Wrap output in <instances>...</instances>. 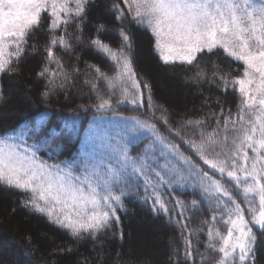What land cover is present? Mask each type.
Masks as SVG:
<instances>
[{
    "label": "snow or ice",
    "instance_id": "1",
    "mask_svg": "<svg viewBox=\"0 0 264 264\" xmlns=\"http://www.w3.org/2000/svg\"><path fill=\"white\" fill-rule=\"evenodd\" d=\"M89 2L0 0V75L15 70L14 63L18 64L28 50L29 39L47 15L46 31L51 35L45 47V66L37 75L47 77L44 97L56 88H66L70 73L54 49L71 51L70 41L82 39ZM122 4L112 5L118 23L123 25L130 17L131 23L148 30L154 38V50L165 65L179 62L195 68L187 79L196 83L207 80L225 93L231 90L237 97L236 111L228 109L225 115L221 107L219 113L209 112L208 117L215 118L210 131L203 117L180 119V127H171L167 109L155 104L151 85L138 78L133 69L131 36L123 26L115 29L120 42L113 47L99 38L109 31L99 24L89 44L115 72L109 75L97 65H88L95 72L94 77L84 80L96 100L91 107L103 114L115 112L118 104L129 103L137 109L146 108L149 115L120 117V131L115 138L103 134L99 154L93 151L83 160L58 164H48L31 148L0 137V185L24 191L29 196L22 202L25 207L45 215L73 238L90 236L93 240L113 224L119 225L118 213L126 211L124 200L135 193L144 203L151 201L152 210L163 213L179 230L183 251L173 248L172 264H194V252L203 264L209 251L218 254L215 264H255L257 237L253 229L264 233V0H122ZM73 25L74 32H69ZM58 31L60 35H56ZM32 50L35 53L34 45ZM216 52L242 64L240 74L232 76L231 71L239 69L226 72L215 61L211 62L210 73L202 67L205 62L201 57ZM51 64L56 65L55 70L49 67ZM72 72L79 74V69L73 67ZM116 95L120 100L114 104ZM81 107L87 111V106ZM47 115L42 112L39 119L44 121ZM154 120L162 122L180 143L163 135ZM189 129L198 140L182 134ZM145 140L148 143L140 152L131 155L129 145ZM181 144L201 163L181 151ZM177 188L191 190L200 198L169 202L168 195ZM141 190L143 196L139 195ZM201 206L212 211L210 219L202 220L199 228H189V213ZM216 224H222L224 230ZM205 226V252H199L193 238L199 244ZM112 235L123 239L122 230Z\"/></svg>",
    "mask_w": 264,
    "mask_h": 264
},
{
    "label": "trees",
    "instance_id": "2",
    "mask_svg": "<svg viewBox=\"0 0 264 264\" xmlns=\"http://www.w3.org/2000/svg\"><path fill=\"white\" fill-rule=\"evenodd\" d=\"M114 3L124 6L122 0H90L82 39L70 41L73 45L71 51L66 52L59 47L54 49L64 68L70 73V80L66 88H56L48 97L43 96L47 77L42 79L37 75L45 66V47L51 35L46 31L49 19L47 15L43 17L40 29L29 39L28 50L18 64L14 63L15 70L0 75V91L3 93V98H0V137L31 148L38 158L48 164H58L74 159L83 160L86 153L93 151L99 154L102 151L100 144L103 134L107 133L115 138L120 131V117L146 118L149 115L146 108L137 109L129 103L118 104L115 112L103 114L96 113L91 107L96 100L84 80L94 77L95 72L88 65H97L109 75L115 72L109 61L89 44V40L96 37V26L99 24H104L109 29L101 33L99 38L113 47H118L120 42L115 29L123 26L131 36L133 69L138 78L151 85L155 104L167 109L171 127H180L177 123L180 119L203 117L210 131L215 127V118H209V112L219 113L221 107L224 108L225 115L228 109L236 111L237 97L231 90L225 93L207 80L196 83L187 79L193 75V67L179 62L165 65L154 50V38L148 30L131 23L130 17L123 25L116 21L112 11ZM74 27H69L68 31L74 32ZM60 34L59 31L56 33ZM33 45L36 47L35 53ZM201 60L205 62L201 66L207 67L209 73L212 61L226 72L239 69L231 71L232 76L239 75L243 70L242 64L226 60L222 52H216L211 57L205 55ZM49 67L56 69L55 64ZM73 67L79 69V74L72 72ZM99 87L103 89L104 84L100 83ZM119 100V95L113 97L114 104ZM205 100L207 104L204 103ZM217 100L220 101L219 104L216 103ZM82 105L87 106V111ZM42 112L48 114L44 121L39 119ZM156 115H160L159 109ZM153 122L163 135L180 143L175 136L169 135L162 122ZM182 134L186 138L199 139L191 129ZM147 143L145 140L138 145H129L130 154L137 155ZM181 151L192 156L184 144H181ZM192 159L201 163L195 156ZM201 167L208 170L203 164ZM79 171L77 168L76 172ZM215 178L220 179L219 175ZM224 183L229 182L225 180ZM139 195H144L142 190ZM28 198L24 191L0 185V264H172L170 257L173 255V248L181 253L183 251L179 230L168 222L163 213L157 214L152 210L151 201L144 203L135 193L125 198L126 211L118 213L119 225L113 224L111 229L95 240L90 236L73 238L68 231L52 224L45 215L25 207L22 202ZM199 198L191 190L177 188L173 194L168 195L167 200L190 201ZM237 199L242 207H246L240 197ZM169 215L175 216L176 213L170 212ZM189 215L192 219L187 221L188 227L196 229L201 226L202 220L210 219L212 211L207 206H201L200 210L190 212ZM215 227L224 230L222 224H216ZM120 230L123 231L122 240L119 235H112ZM253 231L257 237L254 261L255 264H264V233L255 228ZM206 232L207 226L200 235L199 244L193 238V244L199 252H205ZM69 248L71 251H67ZM217 259L218 254L209 251L203 264H215ZM193 260L194 264H200V258L195 252Z\"/></svg>",
    "mask_w": 264,
    "mask_h": 264
}]
</instances>
